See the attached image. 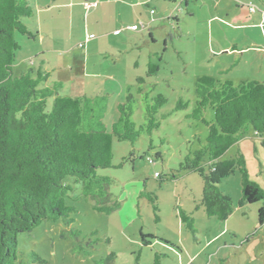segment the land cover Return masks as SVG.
Here are the masks:
<instances>
[{
    "label": "rangeland",
    "instance_id": "obj_1",
    "mask_svg": "<svg viewBox=\"0 0 264 264\" xmlns=\"http://www.w3.org/2000/svg\"><path fill=\"white\" fill-rule=\"evenodd\" d=\"M36 1L44 8L42 12L35 7ZM36 1L29 0L33 15L24 22L35 29L33 33L41 32L35 39L15 34L20 48L14 75L31 63L37 68L43 60L42 70L49 73V79L42 86L60 81V95L105 96L102 121L107 128L118 118L117 105L126 100L128 89L137 100L132 114L136 128L144 123L145 94L150 98L162 94L166 102L155 115L159 121L156 129L140 134L134 143L114 138L112 166L97 170L111 179V204L116 202L119 207L110 213L94 210L91 200L77 198L80 187L74 183L73 198L69 196L66 203L74 208L70 229L79 230L80 236L69 234L62 219L44 221L18 234L15 264L21 258L29 261L31 250L46 260L45 264H94L110 251L115 254L114 264H153L155 253L160 254L161 264H195L192 257L197 253L206 262L209 257L218 262L221 256L225 264H264V225L257 222L261 202L238 205V171L218 184L234 207L228 219L220 221L196 206L202 198V177L180 169V163L204 145L208 134L206 124L188 117L196 103V79L210 75L234 84L264 81V57L255 48L264 42V27L257 22L261 28H248L251 19L244 15L247 5L259 9L262 0H94L91 11L84 7L85 0H72V13L62 5L71 0ZM131 24L138 28L131 29ZM149 61L159 65L153 76H146ZM139 76L145 81L141 93H136ZM179 100L187 107L176 110ZM203 118L213 122L211 107L204 109ZM261 140L247 128L221 158L232 157L239 150L250 179L264 189ZM172 174L174 178L160 182V177ZM148 193L155 199L156 213L145 195ZM180 209L192 216L198 229L194 236L181 223ZM226 227L225 234L208 242ZM140 232L154 235L153 244L141 246ZM94 239L89 254L74 249L78 244L86 247ZM219 247L222 250L217 256L214 252Z\"/></svg>",
    "mask_w": 264,
    "mask_h": 264
},
{
    "label": "trees",
    "instance_id": "obj_2",
    "mask_svg": "<svg viewBox=\"0 0 264 264\" xmlns=\"http://www.w3.org/2000/svg\"><path fill=\"white\" fill-rule=\"evenodd\" d=\"M150 13L154 11L151 9ZM32 15L29 0H0V264H15L18 234L29 232L44 221L62 219L69 234L80 236L79 230L70 229L73 222L70 213L74 208L66 203L74 183L80 187L77 198L91 200L94 210L110 213L117 209L118 203L111 204V179L97 170L112 166L114 138L134 143L140 134H150L156 129L159 121L155 115L166 102L162 94L152 98L145 94L144 123L136 128L132 114L137 100L128 89L126 100L117 105L118 118L107 128L102 121L105 96L60 95L63 87L60 81L41 85L49 79V73L41 70L28 69L14 75L16 52L20 48L15 34L36 38L24 22V18ZM158 70L159 65L149 61L146 76H153ZM136 80V93H141L145 80L141 76ZM195 95L196 103L188 117L206 124L208 134L204 145L187 155L180 169L197 172L202 177V198L197 208L202 206L208 217L227 220L233 212V202L218 184L238 171L241 184L238 205L260 201L257 222L264 225V189L250 179L243 154L238 150L232 157L221 158L247 128L262 138L264 147V81L234 84L229 79L203 75L196 79ZM208 106L214 111L213 122L203 118ZM186 107L179 100L176 110ZM155 175L159 176L157 172ZM171 178L174 174L159 179L162 182ZM145 195L156 213L154 197ZM179 217L194 236L198 229L192 216L180 209ZM61 234L66 236L64 231ZM155 238L140 232L141 246H150ZM96 240L86 247L78 244L74 249L87 255ZM28 258L29 261L21 258L19 264L47 263L34 250L28 253ZM114 261L115 254L110 251L94 264H114ZM153 264H160L159 253L154 254ZM215 264H225V259Z\"/></svg>",
    "mask_w": 264,
    "mask_h": 264
},
{
    "label": "crops",
    "instance_id": "obj_3",
    "mask_svg": "<svg viewBox=\"0 0 264 264\" xmlns=\"http://www.w3.org/2000/svg\"><path fill=\"white\" fill-rule=\"evenodd\" d=\"M36 1V0H35ZM103 1V3H109V2H111V0H102ZM123 1V3H125V1L126 0H122ZM143 1H146V0H143ZM94 2V0H85L84 2H83V5H84V7L86 8V3H91L90 5H89V10L91 11L92 10V3ZM139 2V1H138ZM36 3V5H35V7L37 8V10L38 11H40V12H42L43 10H44V8H41L39 5H38V3H39V1L37 2H35ZM262 3H263V5H261L260 6V8L259 9H256V7H255V11H253V12H251V11H249V5H247V8H243L246 12L244 13V15H245V17H248V18H250L251 20H250V22L246 25L248 28H250V27H253V26H255V27H257L258 25H260V26H262V28L264 27V23L262 24V22H264V0H262ZM30 4V3H29ZM63 6H65V7H69V8H71V10H70V12L72 13V9H73V6H74V3L72 2V0L70 1V2H66V3H64V4H62ZM75 5H79V4H75ZM254 6V5H253ZM71 13H69L70 15H71ZM258 22V23H257ZM258 25H257V24ZM260 23V24H259ZM131 25H133V24H131ZM257 25V26H256ZM260 26H258V27H260ZM257 27V28H258ZM261 28V27H260ZM29 30H31L32 32H34L35 31V29H32V28H29ZM39 31L41 32V30H38L37 29V31H36V36L38 37L39 36ZM117 32H118V30H117ZM83 47H85V43H84V45H83ZM235 47V46H234ZM233 47V48H234ZM255 48H257V51H260L262 54H263V57H264V42H262L261 44H259V45H257ZM233 50H235V51H239V49L238 48H234ZM251 49H249L248 51H250ZM43 51H45V50H43ZM49 51V50H48ZM60 52H65L66 53V51L65 50H61ZM244 52H246L245 50H244ZM44 61L43 60H41L40 61V64H39V66L36 68V65H34V63H31V65H29L28 66V68H22L23 70H22V72H25V71H27L28 69H32L34 72L35 71H37V70H41L42 72H45L44 70H42L43 69V66L42 65H44ZM21 72V73H22ZM226 224V223H225ZM225 227V226H224ZM227 227L226 228H221V230H220V232L219 233H217V234H215V236L214 237H212L211 239H209L208 240V242H210L211 240H213V239H215L217 236H222L223 234H225L226 232H227ZM236 233V232H235ZM152 244H153V242H152ZM151 244V245H152ZM226 244V243H225ZM210 245V244H209ZM221 250H222V247H219V248H217L216 250H215V252H214V254L215 255H217V256H220L219 255V253L221 252ZM175 252H176V255L179 257V253L175 250ZM224 253V252H223ZM192 259H193V261L195 262V264H215V263H218L219 262V260L221 259V256L218 258L219 260H218V262H216V261H211L213 258L212 257H209V260H210V262H209V260L206 262V261H204L203 260V256H201V254L200 253H197V254H195V255H193V257H192ZM214 260V259H213ZM209 262V263H208ZM188 263V261L187 262H184L183 264H187ZM161 264V263H160ZM179 264H180V261H179Z\"/></svg>",
    "mask_w": 264,
    "mask_h": 264
},
{
    "label": "built area",
    "instance_id": "obj_4",
    "mask_svg": "<svg viewBox=\"0 0 264 264\" xmlns=\"http://www.w3.org/2000/svg\"><path fill=\"white\" fill-rule=\"evenodd\" d=\"M90 4H91V3H90ZM90 4H89V3H86L85 5H86L87 7H89ZM92 4L95 5V2H93ZM249 10H250V11H253V7L250 6V7H249ZM143 25H144V24H142V26H143ZM130 28H131V29H137L138 27H137L136 25H131ZM148 160H149L150 162H152V159H151V158H148ZM187 264H191V263H187Z\"/></svg>",
    "mask_w": 264,
    "mask_h": 264
},
{
    "label": "clouds",
    "instance_id": "obj_5",
    "mask_svg": "<svg viewBox=\"0 0 264 264\" xmlns=\"http://www.w3.org/2000/svg\"><path fill=\"white\" fill-rule=\"evenodd\" d=\"M249 7H250V5H249ZM150 158V157H149ZM152 161H153V159H152ZM150 162V161H149ZM154 162V161H153Z\"/></svg>",
    "mask_w": 264,
    "mask_h": 264
}]
</instances>
